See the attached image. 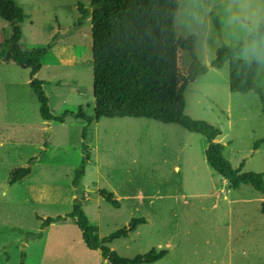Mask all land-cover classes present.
<instances>
[{"label":"rangeland","instance_id":"374dc122","mask_svg":"<svg viewBox=\"0 0 264 264\" xmlns=\"http://www.w3.org/2000/svg\"><path fill=\"white\" fill-rule=\"evenodd\" d=\"M11 1L24 15L21 45L53 44L36 76L46 83L50 112L60 116L82 107L93 116L92 24L77 10L79 2L89 7V1ZM263 23L264 0H179L174 19L175 35H195L196 57L208 67L184 93L185 114L221 130L216 142L225 146L234 170L264 179V105L254 92L229 90V63L210 67L223 44L246 43L241 58L258 63L256 84L264 95V36L250 39ZM11 33L0 18V44ZM191 61L183 52L181 68ZM29 74L28 67L0 61V264H110L100 250L85 246L74 219L41 228L44 219L69 214L76 199L100 239L129 228L134 219L145 220L106 244L121 257L154 248L167 254L152 264H264V195L251 186L231 188L207 164V140L177 124L94 121L91 160L77 192L72 182L86 122L43 120ZM30 159V174L10 184L11 173ZM99 190L112 193L119 207Z\"/></svg>","mask_w":264,"mask_h":264},{"label":"trees","instance_id":"16d2710c","mask_svg":"<svg viewBox=\"0 0 264 264\" xmlns=\"http://www.w3.org/2000/svg\"><path fill=\"white\" fill-rule=\"evenodd\" d=\"M83 1V0H80ZM89 7L79 2L78 13L81 19L89 18L92 24L93 58V116H89L80 107L77 111H64L54 116L44 94V81L36 79L42 63L53 46L25 49L21 45L20 25L24 15L11 0H0V18L11 25L10 37L0 44V61L15 63L30 69V88L40 103V116L45 121L58 123L83 121L82 161L78 166L73 187L78 192L80 180L85 174L86 165L91 160L89 148L90 125L100 118H143L162 124H177L190 133L199 134L207 140L205 151L209 167L234 189L251 186L264 195V179L259 173H241L234 170L224 157L225 146L217 143L221 130L214 125L194 120L185 114L184 93L187 87L208 72L196 57V36L177 37L174 32V19L179 0H87ZM213 22L219 29V18L213 13ZM264 36V23L250 36L258 40ZM247 48L242 42L234 45L223 44L216 52L210 67L221 69L229 63V90L232 93H256L264 105L262 89L256 84L258 63L241 58ZM187 52L192 61L187 69L181 68V55ZM259 142H256L257 146ZM32 159L25 168L14 170L9 183L13 184L31 172ZM243 163L241 164V167ZM104 200L115 208L118 201L112 193L99 190ZM264 216V202L260 209ZM72 218L81 233L85 246L91 250H100L102 257L110 264H152L161 260L166 250L151 249L148 253L134 258L119 256L106 246L114 240L125 238L145 223L143 218L134 219L129 228H121L106 238L100 239L97 228L91 226L85 216L81 203L76 199L73 210L65 217H48L41 228L51 223ZM41 219V218H38ZM40 235V234H39Z\"/></svg>","mask_w":264,"mask_h":264}]
</instances>
